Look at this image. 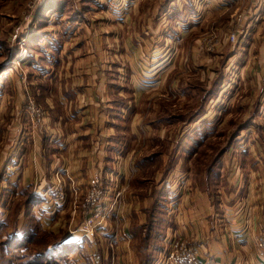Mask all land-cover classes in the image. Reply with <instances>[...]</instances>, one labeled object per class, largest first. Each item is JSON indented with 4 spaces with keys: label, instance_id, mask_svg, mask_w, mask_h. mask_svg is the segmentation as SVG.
Wrapping results in <instances>:
<instances>
[{
    "label": "crops",
    "instance_id": "obj_1",
    "mask_svg": "<svg viewBox=\"0 0 264 264\" xmlns=\"http://www.w3.org/2000/svg\"><path fill=\"white\" fill-rule=\"evenodd\" d=\"M58 1L47 12L73 15L47 27L55 62L38 67V83H0V236L29 210L88 264H109L108 241L116 264H157L178 235L205 264H264V0ZM102 12L109 23L93 18ZM230 23L236 44L199 52L201 36ZM28 92L45 113L37 128ZM95 173L107 206L132 188L88 237L71 210Z\"/></svg>",
    "mask_w": 264,
    "mask_h": 264
},
{
    "label": "rangeland",
    "instance_id": "obj_2",
    "mask_svg": "<svg viewBox=\"0 0 264 264\" xmlns=\"http://www.w3.org/2000/svg\"><path fill=\"white\" fill-rule=\"evenodd\" d=\"M46 1L47 0L45 1L44 0L43 1L42 0H0V72L6 69L4 70V72L0 73V83L5 84L3 86L10 87L11 85H15V83L16 84L19 83V81L20 83L30 82V81H35V83H38L40 82L38 77L40 75L39 74L40 69H38V67H43L45 65L50 66V64L47 63V60H50L52 63L55 62V60L53 59V55H51V57L49 58L48 53L44 51V49L47 48L49 44V39L53 38L51 36L55 32L54 29L47 30V27L50 26L51 23L56 24V22L59 20L58 18H60L67 12H69L70 16H72L73 14L71 13L73 12V9H70L69 11L64 9L62 13L60 15L57 14V16L54 14L56 13L54 12L55 10L51 12H47L48 9H46V10H42L44 14L43 16L42 11L39 13L38 10L42 5L46 3ZM68 1L69 3H72V6L73 4L82 2V0H68ZM68 1L64 3V6H66ZM55 2L60 3L59 1L57 2V0H54L53 3ZM55 5L57 6L58 4ZM87 15L88 17H90V14ZM99 16H103L104 18L101 19H104L105 22H108L109 18L106 12H102L101 14L99 13L98 15L94 14L93 18H98ZM236 17L238 21L239 15H237ZM115 21L116 20H114V22ZM108 23H106L105 26H107ZM114 25L115 24L110 25L109 27H107L106 30L119 28ZM235 25L236 23L234 24L230 23L228 27H226L222 32L223 34H221L219 31L214 29L212 31H208V33L201 36L199 41H197L196 43L199 52L206 53L211 59L212 57H215L217 55L219 45L224 46L225 44L228 45L236 44L238 40L236 42H232L229 39V35L232 32L238 30V28H236ZM50 28L51 27H49V29ZM44 40L48 42H44ZM33 69H36V71H38L36 75L34 74ZM13 71L14 73H16V75L13 74ZM18 76L21 77L18 79ZM27 94H30L28 95V103L32 102L34 105V109L36 111V114L34 116L29 110V112L32 115L31 126L33 128L34 127L37 128L40 125H42V123H44L45 113L42 109L43 106L33 97H31V95H33L32 92H28ZM178 104H182V103L178 102L177 105ZM238 113H243V107L241 105H239ZM227 139L228 138L225 139L224 145L228 144ZM206 149L207 148L205 147V151ZM217 152L218 150H215L213 151L211 156L209 155V158L207 159L208 163H211L213 161ZM203 158H204V154L201 153V159ZM139 178L140 177H137V180H139ZM131 188L132 187L130 184L128 186H125L124 192L126 190H130ZM116 192H118V190L115 191V193ZM122 197L123 195L118 200V202L121 205L123 204ZM86 199H87V192L78 199L79 201L76 200V202L72 204L71 214L75 215L77 212L81 211L83 213V216H85L84 204ZM24 201L23 202H20V200L18 202L16 201L17 207H20V205L23 204ZM26 216L29 219L25 220L24 227L22 226L23 224L20 225L18 218L13 217V220L9 221L10 232H7L5 239H3L0 236V242L8 240L12 236H14V239H18V241L22 240L21 238L16 237V234H20V232L22 231H23V234L21 233L22 235H26V237L30 236L31 238H28L27 243L19 242L22 245L20 246V249L19 250L14 249L13 251H17V252L10 253L8 256H6V259L0 256V264L2 263L7 264L8 261L9 263L13 262L14 264H83V261H85L84 264H88V259H87L88 254L85 251L77 252V250L71 249L70 251L65 253L67 254V256L63 259L53 257L58 252L55 250L58 249V247H60L61 243L66 241L65 235L67 236L68 234L66 233L64 234L63 232H59L58 234L54 232L52 233L42 232L38 220L35 221L33 219L32 215L29 213V210L27 211ZM70 217H72V215ZM84 222H85V218L84 221L82 222V229L86 231L88 237L94 236L97 233L98 228L93 229L92 231H88L87 227L84 226L83 224ZM67 228L68 225L64 228V230H67ZM154 228H156L155 222H150L149 225L145 227L146 232L142 231V235L140 234L138 235V237L142 236L144 238L146 233L151 232ZM29 231L31 232L28 233ZM184 243L188 244V241H185ZM107 245H108L107 251L109 254L108 263L116 264L117 261L116 246L114 243L109 241ZM181 247L182 245L180 246V249ZM52 249H54V252H52L53 251ZM180 251L182 252V250ZM79 253L81 255H79ZM42 256L44 257L41 258ZM163 257L164 256H162V258ZM55 258L57 259V261L55 260ZM162 258L157 264H161ZM35 260L36 262H34Z\"/></svg>",
    "mask_w": 264,
    "mask_h": 264
},
{
    "label": "built area",
    "instance_id": "obj_3",
    "mask_svg": "<svg viewBox=\"0 0 264 264\" xmlns=\"http://www.w3.org/2000/svg\"><path fill=\"white\" fill-rule=\"evenodd\" d=\"M241 18L242 16L239 15V20ZM229 39L232 42H236L238 40V31L232 32L229 35ZM28 109L35 116L36 111L32 102L28 103ZM104 186L103 176L100 173H95L90 179L89 187L86 191L87 199L84 204L85 222L83 224L88 231L104 226L107 217L120 209L121 204L118 200L123 195L124 189H118V192L113 195L114 198L111 204L107 206L105 204L107 195ZM185 241H188V244H185ZM258 256L264 258V237L258 243ZM161 264H205V257L202 249L191 238L178 235L173 239L169 251L161 260Z\"/></svg>",
    "mask_w": 264,
    "mask_h": 264
},
{
    "label": "trees",
    "instance_id": "obj_4",
    "mask_svg": "<svg viewBox=\"0 0 264 264\" xmlns=\"http://www.w3.org/2000/svg\"><path fill=\"white\" fill-rule=\"evenodd\" d=\"M52 2H53L52 0H47L46 3L44 2L45 4L40 7L38 12L40 13L42 10H46L47 8H49L48 6H51ZM54 4H56V2ZM42 15L44 16L43 11H42ZM4 70H6V69H4ZM4 70H2L0 73L4 72ZM16 237H19L22 240L18 241V239H14V236H12L10 239L0 242V256L2 258L6 259V256H8L10 253L17 252V251H13V250L14 249L19 250L20 246H22L20 243H23V242L27 243L28 238H31L30 236L26 237V235H22V234L21 235L16 234ZM77 247H78L77 244L73 243L72 241L63 242L60 244V247H58L57 254L53 257L63 259L67 256V254H65L66 252L70 251L71 249L77 250ZM43 257L44 256H42L41 258H43ZM55 260L57 261L56 258H55ZM34 262H36V260ZM2 264H4V263H2ZM7 264H14V263L13 262L9 263V261H8Z\"/></svg>",
    "mask_w": 264,
    "mask_h": 264
}]
</instances>
